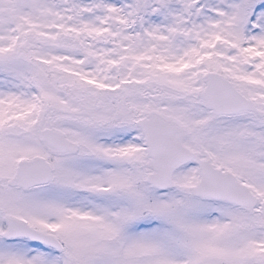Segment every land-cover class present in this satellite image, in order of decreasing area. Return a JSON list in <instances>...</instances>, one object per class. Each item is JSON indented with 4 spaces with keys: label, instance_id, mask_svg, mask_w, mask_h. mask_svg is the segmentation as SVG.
I'll use <instances>...</instances> for the list:
<instances>
[{
    "label": "snow or ice",
    "instance_id": "1",
    "mask_svg": "<svg viewBox=\"0 0 264 264\" xmlns=\"http://www.w3.org/2000/svg\"><path fill=\"white\" fill-rule=\"evenodd\" d=\"M0 264H264V0H0Z\"/></svg>",
    "mask_w": 264,
    "mask_h": 264
}]
</instances>
